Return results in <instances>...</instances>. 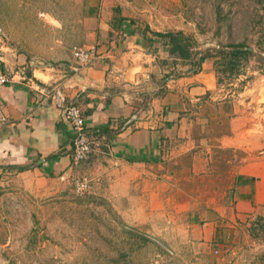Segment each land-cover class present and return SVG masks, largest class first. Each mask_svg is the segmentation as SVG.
<instances>
[{
  "label": "crops",
  "instance_id": "0c3cea01",
  "mask_svg": "<svg viewBox=\"0 0 264 264\" xmlns=\"http://www.w3.org/2000/svg\"><path fill=\"white\" fill-rule=\"evenodd\" d=\"M110 5L112 0H103L101 14L90 7L92 14L85 20L84 45L96 50L90 65L73 57L55 67L24 72L0 58V74L10 79L0 95V118H5L0 119V179L9 174L20 186L36 191L45 176L66 177L103 156L111 163L140 166L177 163L188 153L197 154L199 162L211 161L216 148L228 153L241 149L247 154L238 167L229 168L234 160L227 159L231 184L223 201L216 196L203 200L212 214L183 230L180 242L203 248L200 256L213 257V264H264V83L256 82L247 101V90L232 91L217 83L209 58L197 72H180L182 60L173 63L161 40L146 30V24L154 26L152 15H139L135 5V12L123 8L115 16ZM117 16L126 18L118 26ZM55 87L90 111L85 116L91 142L86 160H73L71 130L50 99ZM143 94H152L151 99L135 114ZM222 106L231 117L224 126ZM211 108H218L219 116Z\"/></svg>",
  "mask_w": 264,
  "mask_h": 264
},
{
  "label": "rangeland",
  "instance_id": "374dc122",
  "mask_svg": "<svg viewBox=\"0 0 264 264\" xmlns=\"http://www.w3.org/2000/svg\"><path fill=\"white\" fill-rule=\"evenodd\" d=\"M112 1L113 15L123 8L135 12L136 5L139 15H152L150 29L190 35L194 49L215 55L209 59L216 78L218 50L243 44L253 54L237 76L227 78L219 70L217 83L247 90V101L256 82L264 83V0H122L124 6ZM93 6L105 12L103 0H0V58L24 72L66 62L86 46L84 24ZM181 63L180 72L188 71L190 62ZM221 110L224 126L231 117L229 108ZM218 111L209 112L217 117ZM214 152L211 161L188 153L177 163L140 166L103 156L66 177L45 176L36 191L8 174L0 179V264H213V257L200 256L203 248L181 243L180 235L212 214L203 200L223 201L231 184L228 157L234 160L229 168L238 167L247 154Z\"/></svg>",
  "mask_w": 264,
  "mask_h": 264
},
{
  "label": "trees",
  "instance_id": "16d2710c",
  "mask_svg": "<svg viewBox=\"0 0 264 264\" xmlns=\"http://www.w3.org/2000/svg\"><path fill=\"white\" fill-rule=\"evenodd\" d=\"M125 19V17L117 16L115 18V25L118 26ZM128 20L129 23L132 22V19ZM146 30L151 36L161 40V43L168 52L169 57L173 59V63H176L177 59L190 62V67L187 71L188 73L199 71L201 69L202 62L205 59L215 57V55H213L211 51L203 53L201 50L194 49L191 45L192 37L186 34L183 30L157 31L150 29L149 26H146ZM153 37H149L148 41L150 43L153 42ZM218 53L220 54V57L219 60L215 62L218 65L220 64V67H216V72L218 76L217 80L219 82V70L224 72L227 78L237 76L240 73L241 67L244 65V63H247L250 56L253 54V51L248 47H245L243 44H228L225 47L219 49ZM151 96L152 94L142 95V102L140 104V108L135 110V114H138L140 110H143L147 107V103L151 99ZM81 112L83 117H85L90 111H83L81 109Z\"/></svg>",
  "mask_w": 264,
  "mask_h": 264
},
{
  "label": "built area",
  "instance_id": "2783aa9c",
  "mask_svg": "<svg viewBox=\"0 0 264 264\" xmlns=\"http://www.w3.org/2000/svg\"><path fill=\"white\" fill-rule=\"evenodd\" d=\"M74 58L82 65H90L95 56L96 50L93 45H86L75 49ZM8 75L0 74V95L3 87L9 82ZM51 103L54 107L61 110L62 115L72 133L73 140V153L72 157L74 161H83L89 158L91 153V142L85 129V117H83L79 105L73 101H69L64 91L55 87L50 93ZM1 120H5L1 117ZM80 182H78L79 184ZM80 185L86 186V183L82 181Z\"/></svg>",
  "mask_w": 264,
  "mask_h": 264
},
{
  "label": "water",
  "instance_id": "95a60500",
  "mask_svg": "<svg viewBox=\"0 0 264 264\" xmlns=\"http://www.w3.org/2000/svg\"><path fill=\"white\" fill-rule=\"evenodd\" d=\"M132 117H134V116H132ZM135 117H136V115H135Z\"/></svg>",
  "mask_w": 264,
  "mask_h": 264
}]
</instances>
